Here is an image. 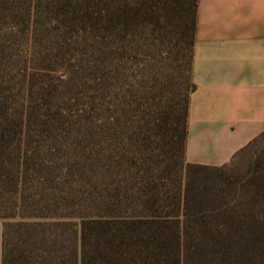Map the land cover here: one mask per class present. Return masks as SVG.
<instances>
[{"label": "trees", "instance_id": "1", "mask_svg": "<svg viewBox=\"0 0 264 264\" xmlns=\"http://www.w3.org/2000/svg\"><path fill=\"white\" fill-rule=\"evenodd\" d=\"M198 7L0 0L3 264H264V134L186 160Z\"/></svg>", "mask_w": 264, "mask_h": 264}, {"label": "crops", "instance_id": "2", "mask_svg": "<svg viewBox=\"0 0 264 264\" xmlns=\"http://www.w3.org/2000/svg\"><path fill=\"white\" fill-rule=\"evenodd\" d=\"M192 81L186 160L222 166L264 134V0H199Z\"/></svg>", "mask_w": 264, "mask_h": 264}, {"label": "rangeland", "instance_id": "3", "mask_svg": "<svg viewBox=\"0 0 264 264\" xmlns=\"http://www.w3.org/2000/svg\"><path fill=\"white\" fill-rule=\"evenodd\" d=\"M260 146L263 145V144H259Z\"/></svg>", "mask_w": 264, "mask_h": 264}]
</instances>
